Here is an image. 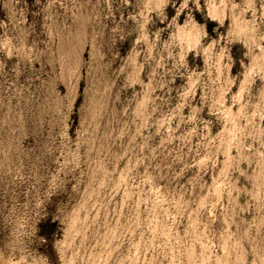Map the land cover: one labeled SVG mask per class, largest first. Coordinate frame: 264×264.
I'll return each instance as SVG.
<instances>
[{
    "label": "rangeland",
    "instance_id": "obj_1",
    "mask_svg": "<svg viewBox=\"0 0 264 264\" xmlns=\"http://www.w3.org/2000/svg\"><path fill=\"white\" fill-rule=\"evenodd\" d=\"M0 264H264V0H0Z\"/></svg>",
    "mask_w": 264,
    "mask_h": 264
},
{
    "label": "clouds",
    "instance_id": "obj_2",
    "mask_svg": "<svg viewBox=\"0 0 264 264\" xmlns=\"http://www.w3.org/2000/svg\"><path fill=\"white\" fill-rule=\"evenodd\" d=\"M158 2L159 0H146V3L153 7L158 4ZM189 5L199 7V0H184V6L188 7Z\"/></svg>",
    "mask_w": 264,
    "mask_h": 264
}]
</instances>
